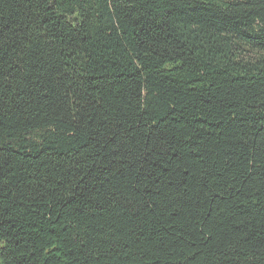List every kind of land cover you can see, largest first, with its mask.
I'll use <instances>...</instances> for the list:
<instances>
[{
  "label": "trees",
  "instance_id": "trees-1",
  "mask_svg": "<svg viewBox=\"0 0 264 264\" xmlns=\"http://www.w3.org/2000/svg\"><path fill=\"white\" fill-rule=\"evenodd\" d=\"M0 264H264V0H0Z\"/></svg>",
  "mask_w": 264,
  "mask_h": 264
}]
</instances>
